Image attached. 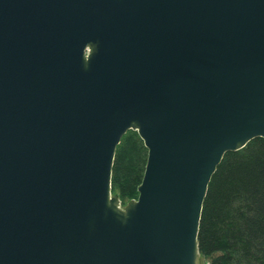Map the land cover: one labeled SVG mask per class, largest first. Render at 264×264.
Here are the masks:
<instances>
[{
	"label": "water",
	"instance_id": "obj_1",
	"mask_svg": "<svg viewBox=\"0 0 264 264\" xmlns=\"http://www.w3.org/2000/svg\"><path fill=\"white\" fill-rule=\"evenodd\" d=\"M257 136L264 0H0V264H200L212 175Z\"/></svg>",
	"mask_w": 264,
	"mask_h": 264
},
{
	"label": "trees",
	"instance_id": "obj_2",
	"mask_svg": "<svg viewBox=\"0 0 264 264\" xmlns=\"http://www.w3.org/2000/svg\"><path fill=\"white\" fill-rule=\"evenodd\" d=\"M148 148L138 130L118 143L112 192L123 203L138 197ZM209 264H264V137L227 151L209 182L198 233Z\"/></svg>",
	"mask_w": 264,
	"mask_h": 264
},
{
	"label": "rangeland",
	"instance_id": "obj_3",
	"mask_svg": "<svg viewBox=\"0 0 264 264\" xmlns=\"http://www.w3.org/2000/svg\"><path fill=\"white\" fill-rule=\"evenodd\" d=\"M112 193H113V192H112ZM113 194H115V193H113ZM116 195H117V194H116ZM120 199H121V198H120ZM134 199H136V197H134V198L128 200L126 203H123V202H122V204H123V205H126L127 203H129L131 200H134ZM200 264H209V259L204 258V257H202V256L200 255Z\"/></svg>",
	"mask_w": 264,
	"mask_h": 264
}]
</instances>
